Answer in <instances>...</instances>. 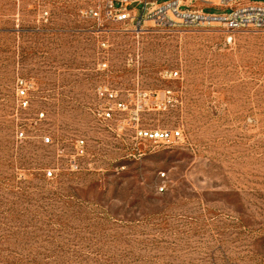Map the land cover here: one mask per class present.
Here are the masks:
<instances>
[{"label": "rangeland", "instance_id": "374dc122", "mask_svg": "<svg viewBox=\"0 0 264 264\" xmlns=\"http://www.w3.org/2000/svg\"><path fill=\"white\" fill-rule=\"evenodd\" d=\"M109 11L0 0V264H264V30Z\"/></svg>", "mask_w": 264, "mask_h": 264}, {"label": "built area", "instance_id": "2783aa9c", "mask_svg": "<svg viewBox=\"0 0 264 264\" xmlns=\"http://www.w3.org/2000/svg\"><path fill=\"white\" fill-rule=\"evenodd\" d=\"M132 4L143 5V12L129 10L128 6ZM196 4H202V7H196ZM206 6L229 9V13L209 14L204 11ZM109 14L120 11L123 14L135 13L141 14L139 23L145 19H151L158 25L169 24L170 21L177 18L182 24L193 27H202L207 25H221L228 34H233L241 30H264V3L249 2L248 0H172L161 3L159 0H107ZM177 75V74H176ZM105 96V93H101ZM18 96L21 98V105L28 106L27 90L25 84L21 82L18 90ZM109 98L114 99L112 94ZM122 107L121 103L117 104ZM112 108H107L105 118H111ZM44 117L42 113L40 115ZM141 135L151 141L174 142L181 139L182 134L179 129L175 130H151L141 131ZM44 143H53L50 137L44 139ZM86 153V141L78 139L76 142V155L83 157ZM76 164V161H73ZM48 176L52 177L53 172L49 171ZM163 192L164 188L161 187Z\"/></svg>", "mask_w": 264, "mask_h": 264}]
</instances>
